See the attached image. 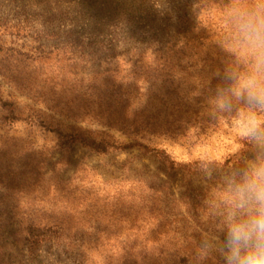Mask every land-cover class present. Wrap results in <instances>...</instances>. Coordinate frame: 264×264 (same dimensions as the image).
<instances>
[{
    "label": "rangeland",
    "instance_id": "rangeland-1",
    "mask_svg": "<svg viewBox=\"0 0 264 264\" xmlns=\"http://www.w3.org/2000/svg\"><path fill=\"white\" fill-rule=\"evenodd\" d=\"M185 2L0 0V205L4 203L2 211L18 218L20 231L30 223L39 227L60 224L68 244L82 252L65 254L47 246L33 258L4 233L0 264H184L170 251L184 245L169 232V225L174 226L169 216L173 210L137 216L138 203L132 193L118 189L126 177L135 178L148 169L157 174L158 166L150 156L140 154L138 148L99 155L82 145L64 146L57 130L111 137L120 145L142 138L139 143L165 149L177 164L198 163L190 188L205 197L210 186L203 170L216 163L232 166L243 145L230 117L213 120L207 113L208 97L220 73L233 63L226 52L231 33L229 8L220 3L207 8L195 5L204 40L191 42L182 56L178 54L183 58L179 69L152 73L157 95L166 103L159 118L168 121L170 130L162 136L158 131L127 135L116 123L120 118L117 90L122 83L115 75L110 82L103 81L104 55L102 67L83 62L71 66L62 55L57 56L54 46L71 38L84 42L85 54H95L98 46L90 44L97 42L120 46L122 52L133 45L147 48L154 39L167 42L177 33V13ZM119 66L118 76H128ZM83 75H92L90 82L83 81ZM46 76L62 78L58 83L64 86L52 91ZM155 95L144 97L141 107L148 105L152 115L157 113L156 105L162 106ZM57 104L64 113L52 109ZM187 173L189 168H178L170 173V180L164 175L160 180L170 183L167 188L179 196L188 183ZM156 231L161 239L156 238ZM138 247L149 248L138 260L113 250ZM189 264L200 261L196 256ZM203 264L222 261L217 256Z\"/></svg>",
    "mask_w": 264,
    "mask_h": 264
},
{
    "label": "trees",
    "instance_id": "trees-1",
    "mask_svg": "<svg viewBox=\"0 0 264 264\" xmlns=\"http://www.w3.org/2000/svg\"><path fill=\"white\" fill-rule=\"evenodd\" d=\"M219 3L226 6L228 0H186L183 4V8L177 13L178 18L176 19L174 28L177 33L172 35L167 42L154 39L152 44L147 48H144V46L133 45L124 52L119 51L121 48L120 46L107 45L106 47L103 43L97 42L90 44V46H98V48H95V54H85V49L83 48L84 42L68 38L59 40L55 44L54 47L57 51L56 54L57 56L60 54L62 57L66 58L71 66H81L79 63L83 62L84 64H97L98 67H102L101 60L104 55L106 57L104 63L106 70L103 74L96 72H94V74L96 73V77L99 76V74L104 76V82H107L108 80L110 82L111 76L115 75L122 83L119 84L120 88L117 90V96L120 100V103H118L120 105V118L116 120V123L123 127V130L125 131L124 133L130 135L128 132L132 131L131 133H133L135 137L136 135L138 137L142 133L148 131H158L159 135H166L170 130L168 121L159 118V114L162 113L163 106L166 103L163 101L165 100L163 96L160 97L159 93L157 95L158 91L154 88L155 84H153L152 73L159 71L171 73L173 70L179 69L180 66L183 65L181 54L186 47L192 44L191 42L195 43V41L201 42V40H204L202 37L204 34V30L201 27L202 23L197 22L198 12L194 6L202 4V6L207 8L210 4ZM198 10H200L199 7ZM99 50L101 51L99 52ZM178 54L181 56L178 57ZM118 63L119 65L122 64L124 68L123 72H125V74L127 73L128 76H133L128 77L123 76L122 74L118 76V70L120 69ZM91 76L92 75H83L82 79L83 81L86 79L90 82L89 78ZM45 78L46 82H49V86L51 87L52 85V91L64 86L58 83V80L62 79L60 77L46 76ZM75 78H77L76 74H74V79ZM114 85H116V82ZM116 87L117 86L114 88ZM149 93L156 94L155 97L163 102H161V108L156 105L155 108L157 113L155 115H152L154 111H152V109L150 110L148 105L141 108L145 102H143V98L148 95L151 96ZM135 101H138V104L133 108V102L135 103ZM52 109H58V113L60 114L65 112L59 104L54 105ZM127 113H130V115H127ZM57 133L59 134L61 141H65L62 145H82L99 155H108L113 151L116 152L138 148L140 154L150 156L155 165L158 166L157 174H153L148 169V171L146 170L147 172L145 171L135 178L126 177L121 180L118 189L128 190L132 193V197L138 203L137 216H142L145 212L157 213L170 211V209H172L174 215H169L167 213V215L174 219V221H172L174 226L169 225V232L174 233L179 239L181 238L184 245H180V248H175L176 250L170 251L173 252L174 257H176L177 260H182L184 264H189V261L192 260L193 257L196 258V242L199 241L201 234L208 231L210 228V223L208 222L209 214H207L208 209L203 203L205 197H200V194L192 193L190 188V184L197 178L198 167L196 166L198 163H194L191 166L177 164L176 161L168 155L165 149H159L158 147H151L139 143L142 138H138L135 144L120 145L113 141L111 137L98 138L96 136H84L70 128L69 132H65L61 128H58ZM228 164L229 162L226 163V165ZM178 168H189V173H187L188 183L185 186L183 193L179 196L174 194L170 188H167L170 183L160 180L162 175L170 180V173L176 172ZM192 168L196 169L193 170ZM4 206L6 207L4 203L0 205L1 240V236H3L4 233L10 235L12 242L17 246L28 249L33 258L37 255L39 250L44 249L47 246L56 247V249L65 254L72 253V251L76 250L80 251L78 248L68 244L69 238L66 237L65 230L60 224H53L49 227H39L30 223L26 230L20 231L15 221L18 218L12 216L10 213L2 211V207ZM54 228L55 230H53ZM165 235H167V233ZM156 238L161 239V235L157 231ZM113 250L115 251V254L124 252L125 256L127 255L126 257L138 260L148 252L149 248H122L118 250L114 248ZM2 253H4V249L1 247L0 254ZM78 254L79 253H77L78 258L81 259L82 256Z\"/></svg>",
    "mask_w": 264,
    "mask_h": 264
},
{
    "label": "clouds",
    "instance_id": "clouds-1",
    "mask_svg": "<svg viewBox=\"0 0 264 264\" xmlns=\"http://www.w3.org/2000/svg\"><path fill=\"white\" fill-rule=\"evenodd\" d=\"M226 7L233 63L220 73L207 113L230 117L243 145L232 166L203 170L210 228L195 252L200 264L217 256L222 264H264V0H228Z\"/></svg>",
    "mask_w": 264,
    "mask_h": 264
}]
</instances>
